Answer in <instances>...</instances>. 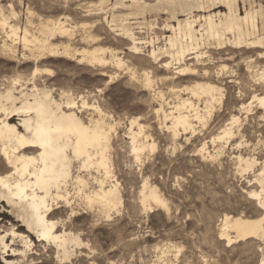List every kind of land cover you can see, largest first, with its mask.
Listing matches in <instances>:
<instances>
[{"label": "rangeland", "instance_id": "rangeland-1", "mask_svg": "<svg viewBox=\"0 0 264 264\" xmlns=\"http://www.w3.org/2000/svg\"><path fill=\"white\" fill-rule=\"evenodd\" d=\"M162 1L140 0L137 7L133 0H0V93L47 91L64 110L74 101L72 110L84 123L104 120L111 159L106 183L118 182L122 201L107 211L89 203L75 185L69 186L70 203L61 199L48 214L57 222L58 233L76 239L66 256L0 200V233L14 230L30 240L25 245L15 238L12 246L25 251L8 257L17 264H264V240L248 237L228 243L220 238L225 216L255 219L263 213L250 192L260 191L264 182V106L257 99L264 96V0H237L242 16L258 11L249 43L235 44L232 33L226 34L231 41L225 45L203 36L199 60L189 59L194 54H186L184 60L171 53L152 54L158 47L169 48V26L177 24L168 11L159 10ZM217 11L227 8L211 12ZM206 13L196 10L192 15ZM4 20L8 24L3 25ZM59 20L66 31H42ZM46 40L55 50L39 52L37 45ZM93 48L105 49L99 53L109 60L114 51L122 63L82 61L83 50ZM205 83L223 91L209 108L205 95L193 93ZM184 99L194 104L191 110L183 109L193 116L187 130L173 128L170 115ZM2 105L10 107L11 101L3 98ZM9 111L0 109V119ZM196 113L204 119H197ZM22 117L17 113L10 120L23 131ZM227 127L232 136L219 138ZM134 134L138 136L133 143ZM134 145L143 149L135 151ZM11 169L0 142V175ZM81 170L91 188L97 189V180L105 179L97 167ZM73 173H79L77 161ZM151 190L166 205L145 200ZM228 232L235 235L232 229Z\"/></svg>", "mask_w": 264, "mask_h": 264}, {"label": "bare ground", "instance_id": "bare-ground-1", "mask_svg": "<svg viewBox=\"0 0 264 264\" xmlns=\"http://www.w3.org/2000/svg\"><path fill=\"white\" fill-rule=\"evenodd\" d=\"M133 2L135 4L138 3L137 7H140V0H133ZM222 6H225L227 11L211 12ZM158 7L159 10L168 11L170 17L176 19L177 24L176 26H169L172 31V34L167 37L169 48L162 49L158 47L153 49V55L159 53V56L161 55L160 53L165 52V54L171 53L178 60H184L186 54H194L189 59L197 58L199 60L198 49L203 36L214 40L217 45H225L228 40L231 41L226 37V34L232 33L235 44H243L250 40L257 28L258 11L250 10L242 16L239 13L237 0H163ZM196 10L209 13L200 16L192 15ZM181 13L186 15L184 19L178 18ZM6 24L8 22L4 20L3 25ZM197 25H199L198 29L196 28ZM10 28L13 34H18L14 30V26H10ZM42 31L52 35L55 31H66V27L59 20L54 22L52 26H44ZM130 36L134 43L131 46L137 49L136 38L132 34ZM48 40L37 45L39 52H43L46 49L55 50V48L49 47ZM23 41L25 43L29 41L27 30H25ZM243 46H248V44ZM100 51L104 52L105 49H84L81 60L99 65H107L110 61L117 64L122 63V60L114 51L111 52L110 60L101 55ZM166 65H169V63ZM184 71L185 69H180L181 73ZM222 92L219 86L209 83L200 84L193 89L195 95H205L207 97V108L215 99L222 98ZM3 98L11 101V106H0V109L10 110L5 118L0 119L1 151L8 166L12 169L8 173L0 175V200L5 201L12 207L15 217L26 224L25 226L28 229L42 239L53 241L68 256L69 244L72 241H76V239L65 233H58L57 222L50 219L48 214L55 209L54 203L57 204L61 199L65 200L66 203H70L69 186L75 185L79 192L84 194L89 203H98L107 211L113 208L116 209L122 202L118 182L113 183L111 181L110 184L106 183L111 177L110 134L106 123L102 119L91 121L89 124L84 123L78 114L72 110L75 106L74 101H68L67 107L69 110H64L62 104L57 102L50 92L43 90L35 94L22 93L20 96H16L10 90L5 95L0 93V100ZM257 99L264 106V96L257 97ZM17 100H20L21 105H16ZM193 107L194 104L188 99L180 101L175 106L174 109L176 111L170 112L173 128H178L179 126H182L185 130L192 128L191 117L193 116L185 113L183 109L191 110ZM210 112V110H207L208 114ZM17 113H22L23 117L20 125L24 129L23 131L18 128L16 123L10 120ZM195 117L200 120L204 119L202 115L197 113ZM235 123H237L236 119ZM133 124H135V121L132 122ZM175 131L177 130L175 129ZM232 134V128L227 127L224 130V135L219 138H226L227 136H232ZM137 136V134L133 135V143ZM133 148L135 151L143 149L137 145H134ZM28 150H33L35 153H26ZM76 161L79 163V173L74 175L73 169ZM246 163L248 167L252 165L250 160H246ZM92 166L103 170L105 174V179L97 180V189L91 188L92 186L91 184L89 186L84 176L85 174L82 175L80 173L81 169ZM262 184L260 191L250 192V196L257 201V205L263 210L262 215L255 219L242 216H225L220 238L225 239L228 243L248 237L264 240V182ZM148 198L153 199L160 206L166 205L165 199L155 190L145 194V200ZM108 216H110V212ZM228 229H232L235 235H231ZM10 236H12L11 242L8 241ZM18 237L25 245H29L30 240L24 234H17L14 230L5 234L0 233V250L4 264H17V260L15 261L8 257L24 254V250H19L12 246L16 240L15 238ZM262 261L264 262V257Z\"/></svg>", "mask_w": 264, "mask_h": 264}]
</instances>
